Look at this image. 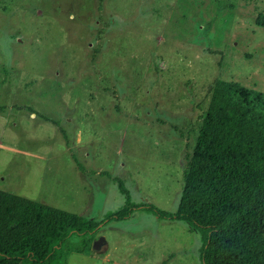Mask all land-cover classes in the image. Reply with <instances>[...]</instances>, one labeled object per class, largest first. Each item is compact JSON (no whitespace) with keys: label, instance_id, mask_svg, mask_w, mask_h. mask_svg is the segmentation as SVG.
Masks as SVG:
<instances>
[{"label":"rangeland","instance_id":"obj_1","mask_svg":"<svg viewBox=\"0 0 264 264\" xmlns=\"http://www.w3.org/2000/svg\"><path fill=\"white\" fill-rule=\"evenodd\" d=\"M264 93V0H0V191L103 219L178 206L213 85ZM64 264H201L200 235L133 210Z\"/></svg>","mask_w":264,"mask_h":264},{"label":"trees","instance_id":"obj_2","mask_svg":"<svg viewBox=\"0 0 264 264\" xmlns=\"http://www.w3.org/2000/svg\"><path fill=\"white\" fill-rule=\"evenodd\" d=\"M119 189L124 205L102 225L140 210L184 222L200 235L201 264H264V93L230 82L213 85L183 166L174 212L148 203L133 206ZM100 226L91 218L0 191V264H64L67 240L79 237L73 250L88 251Z\"/></svg>","mask_w":264,"mask_h":264},{"label":"water","instance_id":"obj_3","mask_svg":"<svg viewBox=\"0 0 264 264\" xmlns=\"http://www.w3.org/2000/svg\"><path fill=\"white\" fill-rule=\"evenodd\" d=\"M105 245V240L102 237H99L98 239L94 240L91 243V251L98 252L102 246Z\"/></svg>","mask_w":264,"mask_h":264},{"label":"crops","instance_id":"obj_4","mask_svg":"<svg viewBox=\"0 0 264 264\" xmlns=\"http://www.w3.org/2000/svg\"><path fill=\"white\" fill-rule=\"evenodd\" d=\"M85 252H83L82 254H84ZM101 263L102 264H109V261H106L105 258L101 259Z\"/></svg>","mask_w":264,"mask_h":264}]
</instances>
